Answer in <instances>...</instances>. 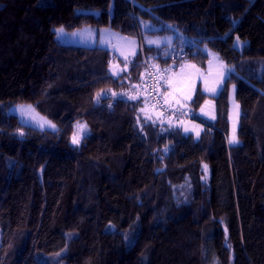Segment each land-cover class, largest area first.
Returning <instances> with one entry per match:
<instances>
[{"label": "trees", "instance_id": "obj_1", "mask_svg": "<svg viewBox=\"0 0 264 264\" xmlns=\"http://www.w3.org/2000/svg\"><path fill=\"white\" fill-rule=\"evenodd\" d=\"M139 18L176 42L141 38L123 61L56 38V28L86 26L140 36ZM180 44L192 52L186 60L205 66L210 49L231 71L199 138L180 126L163 133L136 90L144 53L167 67L162 48ZM204 97L170 104L198 112ZM20 103L58 129L22 124L8 112ZM78 121L88 133L74 145ZM0 264H264V0H0Z\"/></svg>", "mask_w": 264, "mask_h": 264}, {"label": "rangeland", "instance_id": "obj_2", "mask_svg": "<svg viewBox=\"0 0 264 264\" xmlns=\"http://www.w3.org/2000/svg\"><path fill=\"white\" fill-rule=\"evenodd\" d=\"M139 25L141 31L140 36L138 34H122L111 27H103L98 29L93 26H86L74 31H68L63 28V33L57 34L56 32V38L60 43L66 45L98 47L109 50L110 52L115 53L123 61H127L135 57L140 52L142 40L147 46H160L164 43H167L172 38L171 34H161L157 32L164 26L161 23H155L152 20H143L142 18H139ZM206 51L208 54V60L205 66L201 65L195 58L185 60L181 64V69L172 75L168 82V97L166 100H168L170 103L177 104L178 106H191L193 99L198 94L205 95L199 106L198 112L194 111L195 116L193 119L179 122H169L166 120L163 113L156 110L152 105L147 104L145 107V113L147 117H150L154 120L157 119L164 131L163 133H165L166 129L168 130L170 126L176 127L180 124L184 133L192 134L195 138H199L204 130V125L200 121L202 120L208 123H214L216 121L217 114L215 97H217L224 88L225 82L230 76L231 71L217 52L210 49H207ZM146 55L147 54L145 52L144 56H142L143 63ZM154 66L159 67L157 65ZM112 67H117V65ZM117 69L118 68L115 70ZM126 96H128V94L124 93L120 98H124ZM166 100L164 99L168 105H171ZM228 102L229 129L227 138L228 144L231 147H235L240 144L238 132L241 120V106L237 100V85L233 82L229 86ZM29 105L35 109L34 113L24 114L20 111L21 106L26 109ZM237 105L239 106L238 108ZM8 112L18 116L20 122L26 126H32L40 130L49 131H55L58 129L57 125L52 120L42 115L32 104H15L9 108ZM237 112L239 113L238 117ZM41 118L51 121L56 126L55 129L48 127L47 125H45L43 128L39 127V123L43 122ZM78 123L81 125H87L83 121H78L74 125V132L78 131ZM87 133L88 127L81 133L80 141L84 136L87 135ZM234 134L239 143H229Z\"/></svg>", "mask_w": 264, "mask_h": 264}, {"label": "built area", "instance_id": "obj_3", "mask_svg": "<svg viewBox=\"0 0 264 264\" xmlns=\"http://www.w3.org/2000/svg\"><path fill=\"white\" fill-rule=\"evenodd\" d=\"M191 54L192 52L187 49L186 44H180L162 48V58L169 62V65L167 67H156L151 64L146 58L144 60V64L146 65L147 77L145 83H143L136 90H138L139 93L146 95V97L151 100L152 106L156 110L161 111L166 120L169 122L192 119L195 114L192 109L179 110L172 105H168L162 97V92L171 73L178 67V63L189 58ZM113 94L114 95H109L112 99L122 100L124 98L128 99L132 95L134 96L135 91H128V96L124 98H120L122 94Z\"/></svg>", "mask_w": 264, "mask_h": 264}, {"label": "snow or ice", "instance_id": "obj_4", "mask_svg": "<svg viewBox=\"0 0 264 264\" xmlns=\"http://www.w3.org/2000/svg\"><path fill=\"white\" fill-rule=\"evenodd\" d=\"M55 31L57 32V34H60V33H63L64 32V29L63 27L61 28H57L55 29ZM237 42L239 43V38H237ZM166 71V70H165ZM239 106L237 105V108ZM20 111L24 114H31V113H34L35 112V109L32 108L31 105L27 106V108L25 109L23 106H21L20 108ZM239 116V113L237 112V117ZM41 120L43 121L42 123H39V127L43 128L45 125H47L48 127H51L53 129H55V125L51 122V121H48L44 118H41ZM87 128V125H81V124H77V129L78 131L77 132H74L73 133V136H72V143L74 145H78L80 143V139H81V133L86 130ZM20 135H23V132H20ZM229 143H239V141L235 138V134L233 135L232 139L229 141ZM206 167V166H205Z\"/></svg>", "mask_w": 264, "mask_h": 264}, {"label": "crops", "instance_id": "obj_5", "mask_svg": "<svg viewBox=\"0 0 264 264\" xmlns=\"http://www.w3.org/2000/svg\"><path fill=\"white\" fill-rule=\"evenodd\" d=\"M172 35V38L167 42V43H164V44H162V45H160V46H147V45H145L146 47H156V48H161V47H163V46H165V45H171V44H174L175 42H176V35L174 34H171ZM168 97V94H167V92H166V98ZM168 101V100H167ZM169 102V101H168ZM170 103V102H169ZM176 106H178L177 104H175ZM178 107H181V106H178ZM185 107H189V106H185ZM181 108H183V107H181ZM157 116V115H156ZM157 118V117H156ZM180 126V125H179ZM181 127V126H180Z\"/></svg>", "mask_w": 264, "mask_h": 264}, {"label": "bare ground", "instance_id": "obj_6", "mask_svg": "<svg viewBox=\"0 0 264 264\" xmlns=\"http://www.w3.org/2000/svg\"><path fill=\"white\" fill-rule=\"evenodd\" d=\"M187 109H188V108H187ZM194 116H195V114H194ZM193 118H194V117H193ZM193 118H192V119H193Z\"/></svg>", "mask_w": 264, "mask_h": 264}]
</instances>
